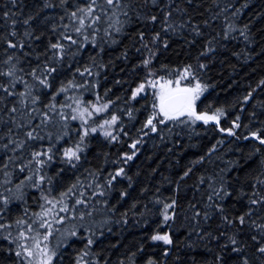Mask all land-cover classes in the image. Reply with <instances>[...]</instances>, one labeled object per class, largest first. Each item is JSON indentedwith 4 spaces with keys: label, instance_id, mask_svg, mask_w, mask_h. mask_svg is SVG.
<instances>
[{
    "label": "snow or ice",
    "instance_id": "6c2138e0",
    "mask_svg": "<svg viewBox=\"0 0 264 264\" xmlns=\"http://www.w3.org/2000/svg\"><path fill=\"white\" fill-rule=\"evenodd\" d=\"M259 7L0 0V264H264Z\"/></svg>",
    "mask_w": 264,
    "mask_h": 264
},
{
    "label": "trees",
    "instance_id": "16d2710c",
    "mask_svg": "<svg viewBox=\"0 0 264 264\" xmlns=\"http://www.w3.org/2000/svg\"><path fill=\"white\" fill-rule=\"evenodd\" d=\"M260 3L261 0H252V10L259 11ZM239 47H242V45H239L237 50H239ZM257 52H259L258 48ZM231 63L236 64V73H232L227 66H225L223 70H218V75H222L224 79V83H222L220 85V88L216 90L220 94V98L222 100L225 98H231V96L227 95L224 91H222V89L224 88V84H226L230 79L237 81V84L233 85V89H236L238 87L240 91H243L245 85L248 82L251 81L254 86L255 81L258 80L261 76H264V57L254 56L252 60L247 61V64H245L243 60L237 62L236 58H231ZM253 69H255V71H253ZM233 94L235 93L233 92ZM128 230L129 232H135V229L131 225H129Z\"/></svg>",
    "mask_w": 264,
    "mask_h": 264
}]
</instances>
